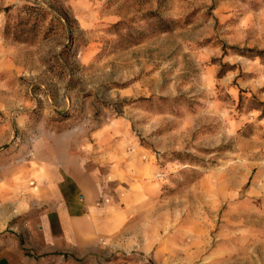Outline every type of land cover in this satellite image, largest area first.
Returning <instances> with one entry per match:
<instances>
[{
	"label": "rangeland",
	"instance_id": "374dc122",
	"mask_svg": "<svg viewBox=\"0 0 264 264\" xmlns=\"http://www.w3.org/2000/svg\"><path fill=\"white\" fill-rule=\"evenodd\" d=\"M85 144L123 245L77 261L264 264V0H0V255Z\"/></svg>",
	"mask_w": 264,
	"mask_h": 264
},
{
	"label": "crops",
	"instance_id": "0c3cea01",
	"mask_svg": "<svg viewBox=\"0 0 264 264\" xmlns=\"http://www.w3.org/2000/svg\"><path fill=\"white\" fill-rule=\"evenodd\" d=\"M113 158L104 159L86 144L74 145L25 166L24 175L36 182L29 186V201L42 210L26 223V237L6 247L0 264H95L77 259L93 260L111 245L122 246L117 236L123 230L122 215L113 196L104 195V186L121 173Z\"/></svg>",
	"mask_w": 264,
	"mask_h": 264
}]
</instances>
